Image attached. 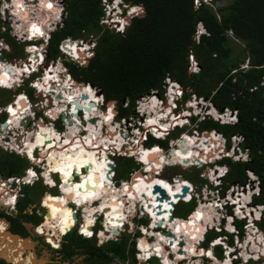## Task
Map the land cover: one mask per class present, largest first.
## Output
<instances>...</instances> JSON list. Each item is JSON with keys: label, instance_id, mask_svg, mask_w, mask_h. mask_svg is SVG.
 <instances>
[{"label": "trees", "instance_id": "obj_1", "mask_svg": "<svg viewBox=\"0 0 264 264\" xmlns=\"http://www.w3.org/2000/svg\"><path fill=\"white\" fill-rule=\"evenodd\" d=\"M123 1L140 7L139 11L132 14L125 32L120 34L99 25L101 0H66L64 24L50 36L45 64L59 55L57 46L61 39L68 36L78 38L82 36L81 30H88L98 34L93 56L84 66H77L68 60H64V64L74 83L92 84L102 92L106 101L113 104L120 117L134 114L135 101L139 97L151 91L163 94L166 78L182 86L183 100L190 94H196L197 97L210 99L218 110L226 107L236 109L235 123L224 124L207 118L200 122L199 129L222 133L227 137L228 145L231 134L239 133L244 137L242 147L248 148L250 159L232 162L224 158L222 162L227 163L229 169L223 186L226 188L227 183L243 182L246 171L250 170L260 179V193L253 197V202L264 204V0H231L226 5L216 7L213 4L221 0H212V5L202 1L195 4L194 0ZM199 25L204 27L205 32H198ZM229 31L233 37L244 41L247 68L242 67L244 60L233 55ZM0 36L12 46L14 53L21 51L22 46L7 32L0 31ZM189 55H193L199 65L196 72L188 70ZM24 90L36 99L34 89L25 87ZM4 91L0 89L2 104L9 101ZM46 113L57 120V113ZM154 132L158 135L157 131ZM157 142L152 137L148 139L151 145ZM107 158L108 155L106 162ZM125 159L129 161V172L134 161L130 157ZM28 166L26 158L0 150V174L20 176ZM117 166L115 174L121 176V169ZM45 173L43 171L44 178ZM49 174L47 172L50 179ZM174 174L181 173L175 170L169 172V176ZM23 187L27 192V204L34 202V197L45 191L40 181ZM187 204L188 215L195 203L192 200ZM18 209L24 220L32 221L34 225L41 222L42 218L35 213L34 208L31 215L23 212L22 207ZM2 215L0 212V228L6 229ZM257 225L264 230V216ZM19 227L24 228L21 223L14 221L11 231L17 233ZM239 229L242 232L241 225ZM21 235L25 237L28 233L23 230ZM208 237L211 236L208 234ZM64 240L62 249L65 256L84 252L95 256L86 264L111 262L114 257L125 260L128 255L131 260H136L134 248L126 251L127 238L124 237L97 246L91 238L70 231ZM5 254L14 262L27 264L29 261V256L23 257L20 249L19 253L6 249ZM0 264H8L1 255Z\"/></svg>", "mask_w": 264, "mask_h": 264}, {"label": "built area", "instance_id": "obj_2", "mask_svg": "<svg viewBox=\"0 0 264 264\" xmlns=\"http://www.w3.org/2000/svg\"><path fill=\"white\" fill-rule=\"evenodd\" d=\"M40 2V5L37 6L36 3ZM63 0H16L15 3H13V0H0V31L1 32H7L14 41L22 46L21 52L23 51V54L25 55V58L22 59V56L20 53L13 54L12 46L5 40L4 37L0 36V65H3V68H0L1 70L7 69L11 70V67L14 68V71L18 70L21 73H18L16 75L15 84L11 87H4L0 85V89L5 88L6 90L19 88L24 83L27 82V84L31 87H33L36 92L39 91L38 88L33 86L35 84L36 80L40 77H44L45 73L49 71V69L53 66H55V63L60 64L59 68L63 69V71H66V67L63 65V60H69L71 59L73 63H75L78 66H83L87 62V58L91 57L94 53V48L96 46V39L97 35L93 32H89L87 30H84V32H87L88 37L85 35H82L78 38H71L66 37L60 40L58 43V49L60 51V54L56 57L55 60H51L47 67L43 66V59H45L47 55V46L49 42L50 33L57 30L55 29L57 26H59L56 22H54V19H52L53 14H57L58 6H60V13L58 17L60 18L62 13V3ZM48 3H52L53 8L49 9L46 7ZM8 5V7H5V5ZM17 4H19V8H17ZM139 5H130L129 3L124 2L123 0H119L117 3V0H101V8H102V14L100 15L98 21L99 24L104 28H109L110 30L123 34L126 27L130 23V19L133 13H131L132 8L139 9ZM25 9L28 11L27 19H25L22 15V13L25 11ZM51 12L50 18L44 22L46 18V14ZM131 13V14H130ZM123 21V23H121ZM22 23L24 25H31L33 24L34 30H41L43 33H41V36H32V30L28 29V31H24L22 29ZM71 44H76L77 48H80V45H82L81 50H72L69 46ZM75 47V46H73ZM29 48L32 50L30 51ZM12 54V55H11ZM19 54V55H18ZM43 57V59H41ZM190 63H189V71H198L199 65L193 58V56H190ZM62 60V62H61ZM70 61V60H69ZM55 62V63H54ZM35 63L37 70L33 71L32 73H28V70H31V65ZM29 68L26 67V65ZM43 66L42 69V75L41 76H34L32 78V75L34 72H37L40 68V66ZM33 69V68H32ZM46 71V72H45ZM48 73V72H47ZM53 73V72H51ZM13 75V73L11 74ZM51 82H54L53 80ZM176 92L174 94H168V99L166 102H164L163 99L160 98L159 95L155 94V91H152L154 94H150V96H141L139 101L145 100L143 102L147 106V100H150L151 98H155L159 102L158 112L160 119L163 120L164 127L162 129H158V131L162 130L161 136L158 137L154 130L152 129L153 125H150L148 127L145 126V124H148V117H146L145 112L141 111V107L136 109L137 116L139 117L140 122H142V128L137 127L136 123H133L132 121L126 120L123 127V135H121V138L125 140V142H129L128 147L129 148H143L146 151H148V148L152 149L155 145H157L161 150H163L162 156L167 157L169 155V150L174 147L177 150H184L188 149V151H191V155L187 154V157H189L191 160L188 162H182L178 159H170L169 163L165 162L163 167L159 169L161 172L160 174L157 173V171H152V175L161 176L168 182H170L171 185H175L177 182V175L178 177H183L181 174H177L172 176L170 179L163 177L162 172L163 169L166 166L169 165H179L183 169H188L194 167L195 169H202L198 171V176L201 178V181L199 183H193L191 180L185 178L186 180H182L178 182V187L182 189L183 185H189L188 191L185 193L184 196H180L182 193L177 191L174 192V194H177L176 198L178 203L179 202H185L189 203L192 200L196 201V205L194 206L191 213L186 215V217H177L174 215V208L178 204L176 201L173 202V205H171V209L168 211L169 215L168 218L165 216L163 220L160 218L157 221H161L160 225H157V222H152L150 218V212H156L157 215H163L165 212H162L164 207L158 208L159 203L163 202L160 200H157V204L151 205V201L149 200V196L144 197L142 196L143 200H140L137 198L134 202H132V198L128 192H125L124 186L125 184L130 185V188H133L131 186V183L133 179H138L136 176L137 174H140L142 176H146V173L148 172L146 170V164L145 162L139 160V158L135 154L129 153V151H126L127 154L124 155L120 153L118 150L116 151V154L114 152L112 153V149L108 152L109 157L111 158V163L115 165L116 163L114 159H112V155L116 156H126L130 158H134L137 161L136 166L132 167L131 172L129 173V176L127 178H122L121 180L115 179V171H111L109 173L110 175V184L112 191H109V182H106V188L108 189L107 194H118L117 202L121 203V207L119 206V209L121 212L124 213L122 217V223L118 224V228L113 231L114 226H111L110 221L108 220L109 228L107 229V223L105 222L106 214L105 212H95L96 214H92L94 219V224L91 225V232L93 233V236L99 237V232L103 230L105 232L106 238H103V241H109V240H119L122 236H124V233L128 241L135 240V254L138 258L139 262L145 263V260L148 259V261L151 258H156L157 261L161 264L163 263V260L161 257H158L156 254L151 253L147 258L141 259V249H140V243L143 240L144 242H150L152 243L154 240L153 238L155 236L150 234V231L152 230L154 233L158 235H163V237L167 240L169 245L170 240H174L177 242V248L175 250H187L186 244L179 245L178 243L180 241L187 242L190 241L189 238H184L182 235H176L175 232L172 230V224L175 223V221H181V224H183V219L187 220L191 215L194 214L197 209H200L201 215L196 217V220L203 225L204 229L202 230V233L199 237L198 241H190L192 244L200 246L202 242H207V248L206 251L213 252L215 251L217 254H223V259H228L229 262L233 258H237L238 256H241V243L244 245L246 240L245 238L251 239L248 235V229L247 226L251 224L252 221H249L250 218L246 217H240L239 215H235L236 211V205L232 204L233 199H230V197H234L236 199L237 195L239 194L241 199H245V195L249 196L247 213L249 209H252V207L257 208L259 211L258 219H255L253 221V224L257 226V222L260 221V219L264 216V205L263 204H256L253 203V197L258 196L260 192V179L254 174L252 171L247 170V176L243 182H235V183H227L226 188H224V178L227 174V171L229 169V166L227 163L222 162L224 158L230 159L232 162H246L250 159L249 156V150L248 148H243L242 143L244 141V137L239 133L231 134L229 137V145L227 142V137L223 135L222 133L215 131V130H200L199 124L203 120L207 118H212L213 120L219 122V123H230L233 124L237 121V110L236 109H230V108H224L223 112H219L213 105L212 101L207 98L203 97H196L195 94H190V97L183 100L184 94H182V87L180 84H176ZM168 91L170 90V86H167ZM50 92L47 91L46 94ZM20 94H12V99L5 103L0 104V119L3 114H5L6 122L9 121L8 116L10 112L8 111V107L10 105H13V107H18V96ZM43 96L45 95L43 92L41 93ZM25 95V102L26 105L24 108V111H28L32 113L31 117L23 116L21 118V125H23L21 128L16 126V130L28 132L30 130H34L36 127H38V120L42 119L40 116L36 118V110L37 107L40 106L37 105L35 99H31L28 97L27 94ZM48 96H51L48 94ZM45 97V96H44ZM33 100V101H32ZM42 101V100H41ZM171 101V103H169ZM97 101V106L99 107ZM145 106V107H146ZM205 107H208L205 110V113H203V109ZM23 109V108H22ZM145 109V108H144ZM215 110L218 114L214 115L211 114V110ZM23 111V112H24ZM23 114L22 112L17 113V115ZM84 113L82 110L78 111V118L76 121H80L81 116H83ZM226 115V119H223L222 117ZM28 117V118H27ZM50 117V116H49ZM32 119L31 126L28 127V124L25 120ZM61 122L63 125V128L66 129V126L64 125V122L67 123L65 118H60V113H58V118H56ZM2 120V119H1ZM57 120L55 118H51L49 121H46V123L54 128L59 133L62 132L64 129H58L56 127ZM133 120V119H132ZM44 121V119H43ZM134 121V120H133ZM26 122V124L24 123ZM45 122V121H44ZM145 122V123H144ZM120 124V122H118ZM14 125V124H13ZM119 126V125H118ZM130 126V127H129ZM137 127V128H136ZM160 128L161 126H157ZM4 133L2 132V128L0 126V149L6 152H14L21 157L26 158L29 162H33L34 159H37L41 155V150L39 148H36L33 152L32 156L24 155L22 150L20 149V145L17 142V139H12L11 134L15 132L16 134L19 133V130L16 131L15 128H12L11 124L8 123V125L5 127ZM133 128L136 131L133 130ZM174 130L178 131L177 135H174ZM11 133V134H9ZM216 133L218 140L217 141H205L203 142L202 139H206L210 137L211 134ZM121 134V133H120ZM178 136V137H177ZM150 137L156 139V140H166L168 147L165 148L163 145L155 144V145H149L147 146L145 141L148 140ZM184 140L185 144H182L181 140ZM205 143V144H204ZM202 144V146H201ZM127 146V145H125ZM45 147V146H44ZM23 149V148H22ZM43 165L42 167L36 168L34 166H28L25 169V172L22 174V176H14V175H2L0 174V184L2 185V188H4V191H6L4 194L8 195L12 192H15V188L20 187L22 184L27 183L24 180V177H27L29 175V170L36 173L35 176H33V180L30 182L39 181V179H42L43 185L46 187V193H50L49 189H56L58 191V194H52V195H62L64 192L60 188L61 181L59 177L56 175V171H49L50 176L56 175L58 177V181H55V184L50 185L47 184L46 179L42 176L43 169L46 167V162L42 161ZM217 169L216 176L214 178H210L209 174L211 171ZM221 172L223 175H221ZM180 177V179H181ZM52 178V177H51ZM54 179V178H53ZM79 180V179H77ZM75 181V179H74ZM118 181V185L116 186V182ZM138 181V180H136ZM200 184V187L198 185ZM14 185V186H13ZM16 185V186H15ZM1 188V189H2ZM120 188V192H118V189ZM200 189L198 192L197 189ZM102 189V188H101ZM114 189V190H113ZM104 191V190H103ZM104 196V193L102 194ZM142 195V194H141ZM187 195H189V198L187 199ZM102 199V198H100ZM92 207H96L99 205V200H93ZM71 209L72 214H77V220L73 225L64 233L61 235L60 238H57L54 232L46 231L44 233H38L41 235L50 245L52 249L58 248V246H51L53 245L50 241H48V237H53L57 243L61 242V239L70 231L74 230L78 235H81L85 238H91L88 236L83 235L80 232L81 224L84 221L83 218V206H78L77 204H73L70 200L66 203ZM217 206H216V205ZM237 204V203H236ZM120 205V204H119ZM151 205V206H150ZM47 206L43 204L42 198L40 199L39 206L36 207L35 213L42 218L41 222L35 226L34 230H37L38 226L42 224V221L45 219L46 212H47ZM160 210V211H158ZM159 212H162L159 214ZM215 212L219 214L220 220L217 218V224H214V227H212V223H214L213 216L215 215ZM119 213V212H118ZM250 213V212H249ZM248 213V216L250 214ZM251 213L254 217V212L251 210ZM173 216L172 220H170V216ZM194 216V215H193ZM176 217V218H175ZM201 218H203L201 220ZM231 218L230 221H227L225 219ZM169 219V220H168ZM238 221V222H237ZM171 222V223H169ZM154 223V224H153ZM227 223H231V228H227ZM99 224L101 227H97V230H93ZM152 224L154 226H152ZM184 225V224H183ZM239 225L243 227L244 229V236L240 233ZM181 226V225H180ZM221 227H224L225 229H221ZM184 228V227H183ZM259 232L263 234V232L258 229ZM98 231V233H97ZM169 231L170 234L166 235L164 232ZM225 231V234H219L217 236H211L208 237L209 232H217L221 233ZM185 232V231H184ZM258 232V234H259ZM183 233V232H180ZM173 234V235H172ZM100 238V237H99ZM243 238V241H242ZM240 241V243H237V241ZM257 240V239H256ZM219 242V243H217ZM174 243V242H173ZM251 243V242H249ZM172 244V243H170ZM166 245H163V251L166 247ZM170 246V245H169ZM249 249V248H248ZM233 253H237V255H234ZM253 255V254H252ZM183 256V257H182ZM212 258H215L214 255H210ZM141 257V258H140ZM179 257H182L179 259H185L187 256L181 255ZM243 262L239 264H244L247 262V259L242 258ZM114 261L120 263V264H131L129 260H120L118 257H114ZM179 261L176 262V260H172V264H179Z\"/></svg>", "mask_w": 264, "mask_h": 264}, {"label": "bare ground", "instance_id": "obj_3", "mask_svg": "<svg viewBox=\"0 0 264 264\" xmlns=\"http://www.w3.org/2000/svg\"><path fill=\"white\" fill-rule=\"evenodd\" d=\"M39 5H40V3L37 4V6H39ZM59 13H60V10H59ZM22 15L23 16H26L27 15V12H25V14L22 13ZM52 16L54 17V15H52ZM47 20H48V18H47ZM47 20L45 19L44 22H46ZM32 25L33 24H31L30 27L33 28ZM25 28H27L26 25H24V23H22V29L24 31H26ZM41 33H43V31H41V30H39L38 32L36 30H34V29L32 30V35H34V36H41ZM73 46H75V47H73ZM69 47L72 50H81L82 49V45H80V48H77V45L76 44H71ZM29 49H31V48H29ZM59 65L60 64H57L54 69H53V66H52L51 69H49V71H47L48 73L47 72L45 73L44 77H40V78H38L35 81L36 83L33 84V86H35L36 88H38L39 92H41V93L43 92L45 94L44 96H45V98L47 100L46 101H43L42 100L41 101V104H45L46 103L47 106L51 107L52 111L55 112V113H57V114L58 113H64L66 115L69 114L71 116V118H72L73 124L70 125V124H68V122L67 123L64 122V125L66 126V129H64L65 131L63 130V132H60L59 133L54 128H52L51 126H49L46 122L42 121V119H39L38 120V127H36L34 130H30L28 132V134L26 132H22L20 130H19V133L18 134H16L15 132H13L11 134L12 139H14V137H15V139H17V137L19 138L18 139L19 140V143L18 144L21 146L20 149L22 150V152L25 155H27V154L29 155V153H28V151L26 149V145L27 144H33V141L35 140V138L37 137V135L43 134L46 137H48L49 143L48 142H46V143H48V146L49 145H52V146L50 148L47 146V148H45L43 151H41V155L39 156V158L33 160V162H39L42 165H43L42 161H45L46 162V167L44 168V170H49L52 165L55 167L56 166L55 164L58 163L60 160L63 161L64 164H65V163L71 162V160H75L76 159V153L79 152V148L74 147V145L76 144L77 138H74L69 133V129H71L73 127L77 128V129H80V134H79L78 139L80 140V148H83V150H84L80 154H83V156H85V155L88 156L89 153L94 154L92 160L95 161L94 163H97V164H95L94 168H96L98 164H102L105 156L107 157L108 152L110 151V149H112L111 150L112 153L114 152V154H116V151H114L115 148L120 153H123L124 151H129L132 154L137 155V157L139 158V160L145 162V164H146V170L148 172L146 173V176H144L141 179H133V181L131 183V186L133 188H131V189H133L134 191H138V189H140V191H141V189H143V187H144V184L148 183L149 180L162 181L164 178H162L161 176H157V175L154 176V175L151 174V172L154 170V171H157L158 174H160L161 172L159 171V169H161L163 167V165H164L165 162L169 163L170 159H178V160H180V161H182L184 163L185 162H188L189 160H191L189 157H187V154L191 155V153H192L191 151H188V149L177 150L174 147H172L169 150V155L167 157H163L162 156L163 150H161L157 145H155L152 149L148 148V151H146L145 149L140 148V147L139 148L138 147L137 148H134V147L129 148L128 145L127 146H123L124 145V142H121L122 139H121V134H120V131H119L120 129L118 130L117 127H116V125H113L112 120L106 122L107 123V127H109V128H107V129H109V131L106 130L107 131V135L104 136L102 130L104 128L103 126H106V125L105 124L101 125V123H104L105 121L103 120V117L102 116L93 114V110L95 109L97 112L102 113L104 116H106L108 114V111H103V110H99L98 109L97 101L99 99H98V95L97 94H96V96H94L96 99H94V97H93V99L91 100L92 102H94V106H92V108L93 107L94 108L92 109V111L90 110L91 112L88 113L85 116V117H89V118L88 119H85L84 118L83 120L80 119L79 123H77L76 120H77L78 117L73 114V111H72L73 108L70 106L71 104L69 105V103H74L75 100L78 101L80 104L85 103L86 101H88L90 99V97H92L94 95V93H93V89L94 88H92L90 85L87 86L86 84H83V85H77L75 89H72V90L68 91L67 90V87H68L67 86L68 85L67 82L64 79H59V75H58L57 71H55V69H57V67H59ZM26 67L29 68V64H28V66L26 65ZM35 70H37V67H36L35 63H33L31 65V70H28V73H32ZM1 72H3V73H0V80H7V82L9 84H10V82H13L16 79V75L18 73H21L18 70L17 71L16 70L14 71V68L13 67H11V70L3 69V70H1ZM51 72H53V73H51ZM58 72H60V71H58ZM12 73H13V75H11ZM51 75H56L57 76V78H56L57 79V83H52L51 82V79H52L51 78L52 77ZM45 76L48 77L47 83L44 82L45 81ZM68 83H69V81H68ZM9 84H0V85H2L4 87H9L8 86ZM37 85H40V87H37ZM57 87H59V88H57ZM45 89H47V91H50L49 92V95H51V96H48V94H46L47 91H45ZM84 89H91V92L84 91ZM82 93L88 94L87 99H85V100H80L79 99L80 98V95ZM90 93H91V95H90ZM57 95H60V96L57 97ZM21 97L25 98V95L24 94H20L18 96L17 102H18V105L19 106L18 107H15V109H17V112H15V113L10 112V116L9 117H11V119L8 117L9 118L8 119L9 121H7V123L11 124V126L14 124V125H16V126H18L20 128L23 126L20 123L21 122V118L23 116H25V117L26 116H28V117H31L32 116V113H30L29 111H24V108H25L24 105H26V103L24 104L23 101H25V100L24 99H21ZM69 97H71V99H69ZM151 101H152V99L150 100V102L148 101L149 104H147V107L150 109V111L154 112V114H148V117H149L148 118V121L149 120H155V123L154 124H149L148 123V124H145V126L148 127L150 125H153L152 126V129L153 130H156L157 133H158L157 136L160 137L161 134H162L161 132H163V131L162 130L158 131V129H162L164 127L163 120H161L160 119L161 117L159 116V112H158V107L159 106L157 107L155 105H152L151 104ZM19 103H21V104H19ZM10 107H13V105H11ZM73 107H75V105H73ZM82 107H84V106H82ZM82 107L80 108V110L85 111L86 109L84 110V108H82ZM148 108H146V109H148ZM57 109H60V110L57 111ZM78 111L79 110L76 109L75 114H78ZM19 112H22L23 114L17 116V113H19ZM14 114H16V115H14ZM211 114L217 115L218 113L213 109V110H211ZM84 115H85V113H84ZM93 117L95 118L96 123H94V121L90 122V118H93ZM222 118L223 119H226L227 117L225 115ZM116 123L118 124V122H116ZM158 123H160V124H158ZM80 124L83 125V126L81 127ZM89 125H91L94 130H98V132H99V135L96 136V139L95 140H92V136L89 134V131H88ZM158 125L161 126V127L158 128L157 127ZM2 128H5V127H2ZM49 128L53 132L57 133V135H60L61 136V139L57 140L56 137L49 136V133L47 131H41V129H49ZM82 130L85 133H82L81 132ZM86 136H88L89 139L92 140V143L94 145H96L97 147H93L91 145L84 144L83 143V141H84L83 138L86 137ZM66 139L69 141V143L65 145L64 144V140H66ZM100 139H104L105 144L107 145V147H104L105 144L98 143V141ZM217 140H218V137H217L216 133L211 134L210 137H209V139L208 138L202 139L203 142H205V141H210L211 142V141H217ZM182 144H185V142H183ZM201 146H202V144H201ZM39 149H41V148H39ZM33 152L34 151L32 149L31 156H32ZM59 153H63L64 156L61 157L59 155ZM65 157H67L69 159L68 160H65ZM107 159L108 160H111V158L109 157V155H108V158ZM99 160H100V162H99ZM216 170L217 169H215V170H213V171L210 172V174H209V177L210 178H214L216 176V172H217ZM107 171L108 170L106 169V167H100L99 171H95L92 174L93 175L92 176L93 177V181H92L91 184L88 182L87 179H85V181L88 183V187H86V182L81 181L80 180L81 178H79L78 182L80 181V183H84L85 187L83 189L75 188V191H76V193H81V195H84V194H86L88 192H96L97 191L96 184L100 183L101 186H103V187H101L102 189L100 188L101 195H100L99 198H96V199H93V200H99V205L96 206V207H100L101 204H104L105 205V207L107 208L105 211H103L106 214L105 222L107 223L108 220H109L110 223H111V226H114L115 227L114 229L116 230L118 228V224L122 223V217L123 216L121 215V211H122V208L123 207L121 206V203L120 202L118 203L114 199L109 200L112 197L117 198L118 197V194H116V195L115 194H112V193L107 194L108 193V189L106 188L105 185H106V182H109L110 181V178H111L110 175L108 177V172ZM101 172H103V174H104V182H101L100 179H99V176H100V173ZM56 175L61 180V181H59L60 188L62 189V191L64 193L62 195H54L55 197H53V195H51L50 193H46L44 195V197L46 198V202L50 203L49 202L50 201L49 198L51 197V199H53L55 202H57V204H56V203H53V201H51L53 203V205H55L57 207H61L62 206V204H60L61 203V198H63L64 201H66V200L69 199L71 202H73V204H76L74 202V198H78V197H76V194L73 192V196H72L71 194H68V192L64 191V189L71 188V187H75V185H77V184H72L68 179H67L68 182L66 183L65 182V179L64 178L62 179V177H61L62 175L60 173H58V174L56 173ZM136 176L137 177H140V174H137ZM178 176L179 175L176 176L177 177V182H176L175 185H171L170 182H168L167 180H163L162 181L164 184L168 185V187L167 188L164 187V189H165V191H168L169 194L171 193L170 194V197L172 198V202L176 201V203H178V201H177L176 195L174 196L173 194H174V192L176 191V189L178 187V182H180L182 180H186L184 177H181V176H180L181 179H179ZM32 178H33V176L32 177H29V175H28L27 177H24V180L26 182H30L32 180ZM136 180H138V181H136ZM76 182L77 181H75L74 183H76ZM94 185H95V187H94ZM125 185L128 186V184H125ZM125 185H123V186H125ZM149 185H152V187L151 188L146 187L145 188V191L142 190V192H140L138 194V198L140 200H143L142 199V196L143 195H141V194H145V195L149 196V199H151V197H152V199L155 197L153 199V203L151 204V205H153V204L155 205V204H157L156 201L157 200H160L159 199V195H161V194H160V192L157 189H155V187H156L155 185H157V184L152 183V184H149ZM159 186L161 187L162 185H159ZM1 188H2V185L0 184V205L4 204V205H7L8 206L10 204L4 203V201H6L9 198H11V196L4 194L6 191H4V188H2V189ZM129 190H130V188H129ZM109 191H110V189H109ZM118 191L120 192V188L118 189ZM103 193H104V196L102 195ZM157 193H158V195H157ZM130 196L132 198V202H134L136 200V197L133 196V195H131V194H130ZM237 196H238V199H236L234 197H230V199H233L235 201V203H233V201H232V204L233 205H236V207H237L236 208V211H235V215H239L240 217L250 218L249 221H252L251 224L249 226H247V229L249 231L248 232V235H249V237H251V239H249V242L252 243V246H255V247H253V249H255V250H253L252 252H250V250L248 248L245 249L244 248V245L242 244V246L240 247L241 248L242 258L247 257V261H248V258H251V259H254V260L259 259V258H263L264 257V243H262L261 240L264 239V237H263V234L261 232H259V230L256 228V226L253 224V221L255 219H258L259 211H258L257 208L252 207V209H249V211H248V213L250 212L249 213L250 216H248V213H247L248 205L246 203H248L249 196H246L245 195V197H244L245 199H241L240 196H239V194ZM100 198H102V199H100ZM188 198H189V195H187V199ZM93 200H91L90 202L87 201V200H84L82 202V205H84L83 206V211H82L83 218H84V215H85V213H84V209L85 208H95V207H92V203L91 202ZM105 201H106V203H105ZM165 203L171 205V203L167 202L166 200H163V202H161L159 204L158 208H160L161 205L163 207V205ZM117 204H120L121 211H120L119 207L118 208L116 207ZM55 206L51 207V209L47 207V209L48 210L50 209V210L48 212H46L45 219H47V217H48V219L46 220V222H45V219L43 220V222H44L43 223V227H44L45 231H48V232L52 231V232H54V234L56 235V237L59 238L62 235L61 233L64 234L66 228L64 229L63 232H61L60 229H59V227L56 226V225H58V222L63 219V217H62L63 209L56 208V209H59L60 211H58L55 215H53L52 209L55 208ZM65 207L68 208V209H70L71 212H73L72 209L67 204L65 205ZM237 209H240V210L237 211ZM251 210L254 212V217H253V214L251 213ZM158 211H160V210H158ZM109 212H114L115 214L112 215V216H109L108 215ZM149 212H150V214H152L151 211H149ZM49 213H50V215H48ZM92 214H96V213L94 212ZM168 215L169 214L165 213L163 215H160V218L163 220V218H165V216L168 218ZM193 215H191L189 217L188 221L187 220H184V219L182 220L184 225L181 224V221H177L176 220L175 223H173L172 226H171L173 232H175L176 235H182L183 234L184 238L186 237V238H189L190 241H194L195 240V237L198 236V232H202V230L204 229V227H203V225H201V223L199 221L196 220V217H198V216L201 215L200 209H197V211H195ZM218 215L219 214H217V212H215V215L213 216L214 223H212V227H214V224H217V218H218V220L221 219L220 216H218ZM71 219H72V217H71ZM149 219H151V218H149ZM202 219L203 218H201V220ZM225 220L230 221L231 218H228V219H225ZM84 222L85 221H83V224H84ZM152 222H154V221H152ZM156 222H157V225H158V221H156ZM169 223H171V222H169ZM49 224L53 225V227H49L48 226ZM153 224H152V226H154ZM231 225H232L231 223H227V228L230 229L231 228ZM69 228L70 227L68 226L67 227V230ZM88 228H91V225H89ZM108 228H109V225L107 223V229ZM44 229L42 230L43 233L45 232ZM35 231H37V230H35ZM0 232H2L4 234L6 232V229L0 228ZM180 232H183V233H180ZM258 232H259V234H258ZM37 233H39V232H37ZM101 233L103 235H101ZM150 234L153 235V236H155L153 238L154 241L152 243H148L147 244V243H145L142 240L141 243H140V248H143L144 250H149L151 252L154 251L153 254H156L158 257H161L164 264H165V261H168L169 264H172L168 260V257H167V255L165 254V252L163 251V248H162L163 245L168 244L167 240L163 237V235H158V234L154 233L152 230L150 231ZM99 235L106 237L105 232L103 230H101L99 232ZM161 237H163V239H161ZM50 238L52 239V242H53V239L54 238L53 237H50ZM256 239H258V240H256ZM174 240H175V238H174ZM174 240H172L174 243L171 242L172 244H169L170 245L169 247H171V249L175 251V249L177 248V242H175ZM190 241L188 240L186 242V243H188V246H186L187 251H189V249L192 250V248L194 247V244H192ZM259 242H261V243H259ZM237 243H238V241H237ZM6 244H9V247H6L7 250H10V251L17 250L18 253H19L20 247L17 244L14 247L11 245V243L6 242ZM6 246H8V245H6ZM189 246H190V248H189ZM28 256H29V261H28L27 264L30 263V260L32 262V255L29 253ZM146 257H148V256H146ZM18 263H21V262L18 261ZM21 264H24V263H21ZM247 264H249V263L247 262Z\"/></svg>", "mask_w": 264, "mask_h": 264}, {"label": "rangeland", "instance_id": "obj_4", "mask_svg": "<svg viewBox=\"0 0 264 264\" xmlns=\"http://www.w3.org/2000/svg\"><path fill=\"white\" fill-rule=\"evenodd\" d=\"M65 1L66 0H63V2L61 3L62 4V11H61V13H62V15H61V17L60 18H57V17H55V19H54V22H56L59 26H57L55 29H57V30H59V29H61L62 27H63V24H64V19H65V17H66V7H65ZM231 0H221V1H219V2H217V3H215V4H213V5H215V7L216 6H218V5H226L227 3H229ZM41 2H43L42 0H41ZM40 2H37L36 3V5L37 4H39ZM58 10H60V6H58ZM25 12L26 11H24L23 12V14H25ZM51 12H49V13H47L46 14V20H47V18L49 19V15H51L50 14ZM49 14V15H48ZM59 14V13H58ZM54 16H57V14H53ZM49 16V17H48ZM24 18H27V15L26 16H23ZM54 17L52 16V19H53ZM29 26V27H28ZM26 27L27 28H25V30L26 31H28V29L30 28H32V27H30V24L29 25H26ZM102 28H104V27H102ZM33 29V28H32ZM88 31V30H87ZM55 32V31H54ZM198 32H200L199 30H198ZM53 32H51V34H52ZM35 34V33H34ZM81 35H85L86 37H88V34H87V32H84V30H81ZM32 36H34V35H32ZM37 37H39V36H37ZM66 38V37H65ZM71 38H73L74 39V37H71ZM229 45L231 46V48H232V52H233V55L234 56H236L239 60H241V61H243V63H242V66H247L248 65V60H247V51L245 50V48H244V41H242V40H239V39H237V38H235V37H233V36H231L230 37V40H229ZM18 53H20V52H18ZM19 55V54H18ZM21 56H22V58L24 59L25 58V55H23V54H20ZM92 56H93V54H92ZM91 56V57H92ZM191 56V55H190ZM190 56L188 57V62L190 63ZM91 57H89V58H87V62H88V60L91 58ZM58 59V58H57ZM56 59V60H57ZM72 63H73V61L71 60V59H69ZM196 61V60H195ZM61 62H62V60H61ZM86 62V63H87ZM55 63V62H54ZM58 64V63H57ZM56 64V65H57ZM56 65H55V67H56ZM84 65H86V64H84ZM83 65V66H84ZM66 66V65H65ZM54 67V64H53V69L55 68ZM42 65L40 66V68H39V70L37 71V72H34L33 73V75H36V76H38V73H41V75H42ZM51 69V68H50ZM46 72V71H45ZM40 75V76H41ZM66 75H67V73H66ZM51 76H56V75H51ZM66 76H65V74L64 75H62L61 76V78L60 79H64ZM56 78H57V76H56ZM169 79V78H168ZM54 81V82H56L57 83V79L55 80V79H51V81ZM38 82V81H37ZM7 84H9V83H7ZM10 84H11V86H13L14 84H15V80L13 81V82H10ZM25 84V83H24ZM77 84L78 85H80L81 83H74L73 82V84H72V86H70V87H67V90L68 91H70V90H72V89H75L76 88V86H77ZM169 83H168V81L166 80V82H165V87H167V85H168ZM10 86V87H11ZM88 86V85H87ZM18 88V87H17ZM57 88H59V87H57ZM14 89H16V88H14ZM165 89L166 88H164V92H165ZM12 91V90H11ZM15 91H17V90H15ZM5 92V94H6V96L7 97H9V101H10V99L11 98H13L12 97V93L9 91V90H5L4 91ZM163 92V94H162V96H163V98H164V100H165V96H164V93ZM93 93H94V95L96 94L95 93V91H94V89H93ZM182 93L184 94V92L182 91ZM35 94H37V97H36V99H35V101H36V103H37V105L39 104L40 106H38L37 107V110H36V118H38L39 116L42 118V121H43V119H44V121L46 122V121H49L50 120V115L49 114H47L46 112L47 111H51V112H53L52 111V109H51V107H49V106H47V104L45 103V104H41V100H43V101H46L47 99L44 97H42V98H39V96H38V92L36 93L35 92ZM48 94H49V92H48ZM151 94H154V93H152L151 92ZM4 95V94H3ZM94 95L92 96V97H90V99L88 100V101H86L85 103H82L81 104V107L82 106H85V105H89V102L93 99V97H94ZM98 95V94H97ZM99 96V95H98ZM95 98V97H94ZM8 101V102H9ZM140 101V100H139ZM139 101H135V105H134V108L136 109V108H138V107H141V105L143 104V105H145L143 102H145V100H141V102L142 103H140ZM148 101H150V100H147L146 102L147 103H149ZM100 103V102H99ZM19 104H21V103H19ZM71 104V105H70ZM69 105L73 108V109H80V108H78V106H76L75 105V103H69ZM73 105H75V107H73ZM110 105V106H109ZM124 105H126V102L124 103ZM11 106V105H10ZM9 106V107H10ZM8 107V108H9ZM12 109H14V111H13V113H15V112H17V109H15L14 107H11ZM82 108H84V107H82ZM94 108V107H93ZM92 106H91V108L88 106V107H86V108H84V109H86L85 111H83L84 113H85V115L84 116H82L80 119H84L85 118V116L88 114V113H90L91 111H92ZM109 108H112L113 109V115H112V123H113V125H116V127H117V129L120 131V133H121V135H123V131L121 130L122 129V127H123V125H124V123H125V119H127V120H129L130 119V121H132L133 123H136V126L137 127H140V128H142V122H140V120H139V117L136 115V112H135V109H134V114H132L131 116H128V117H125V118H122V117H120L119 116V114L117 113V111L115 110V108L113 107V104L109 101H107V102H104V101H102L101 102V104H100V106L98 107V109L99 110H103V111H108V109ZM145 109H144V111L143 112H145V115H146V117H148V114H154V112H152V111H150V109L146 106V107H144ZM146 108H148V109H146ZM207 109V107H205V109H203V113H205V110ZM91 110V111H90ZM28 111H30V110H28ZM73 111V110H72ZM73 114L74 115H76L77 117H78V114H75V112H73ZM14 115H16V114H14ZM5 116V114H3L2 116H1V118H3ZM9 116H10V114H9ZM8 116V117H9ZM18 116V115H17ZM10 119H11V117H9ZM28 118V117H27ZM27 118H26V122L27 123H29L28 124V127H30L31 126V121H32V119H30V121L29 120H27ZM149 118V117H148ZM6 119V118H5ZM134 121H133V120ZM7 120V119H6ZM5 120V121H6ZM26 122H24L25 124H26ZM116 122H120V124H117ZM94 123H96V120H95V122ZM145 123V122H144ZM103 124H105L106 126H103L104 128H103V135L105 136V135H107V131L106 130H108L109 131V129H107V128H109V127H107V123L106 122H104V123H101V125H103ZM158 124H160V123H158ZM59 125V126H58ZM119 125V126H118ZM80 126L82 127L83 125H81L80 124ZM56 127L58 128V129H64L63 128V126H62V124H61V122L59 121V124H56ZM130 127V126H129ZM136 127V128H137ZM12 128H15V130H16V126L15 125H12ZM135 128V129H136ZM155 129V128H154ZM19 130V129H18ZM133 130H134V128H133ZM17 131V130H16ZM65 131V130H64ZM106 131V132H105ZM135 131V130H134ZM156 131V130H155ZM62 132H63V130H62ZM174 132V135H177V132L178 131H176V130H174L173 131ZM135 134H136V131H135ZM157 135V134H156ZM41 138H43L42 140H43V143H41V144H36V139H35V141L33 142V145H36V147H34V148H32L33 149V151H34V149H36V148H42L45 144H46V142H47V140L44 138V136L43 135H39ZM178 137V136H177ZM122 139V141L124 142V145L123 146H125V145H128L129 144V142L130 141H128V142H125V140H123V138H121ZM163 141V142H162ZM162 141H159V142H157L158 144H160V145H163L165 148H167L168 147V144H167V141L166 140H162ZM145 143H146V145L147 146H149V145H151V144H149L148 143V140L146 139V141H145ZM0 150H2V149H0ZM129 153H131V152H129ZM122 154H124V155H126L127 154V152L126 151H124ZM82 155V156H81ZM86 156V157H85ZM85 156H83V154H80V158L81 159H87V155H85ZM136 156L137 155H135V157L134 158H136ZM112 157V159H114V161H115V163H116V166H117V163H118V168H120L121 169V176H118L117 174H115V179L116 180H121L122 178H127L128 176H129V173L131 172V169H132V167H134V166H136V165H138L137 164V161L134 159V158H132L133 159V161H134V165H132L131 167H130V171L128 172V168H129V161L127 160V159H125V158H128V157H126V156H124V157H120L119 155L118 156H116V155H112L111 156ZM39 158V157H38ZM29 162V161H28ZM90 162V161H89ZM108 162H111L110 160H108ZM91 163V162H90ZM31 164V165H30ZM95 164H97V163H92V165L91 166H88V171L87 172H84V171H81V172H78L79 173V178H81L80 180L81 181H83V182H86L85 181V177H87L89 174H93L95 171H90L91 169H94V167L93 166H95ZM29 165L30 166H34V167H36V168H38L39 169V167H42V164H40L39 162H29ZM56 166L54 167L53 165L50 167V169H56L58 166H63V164L62 163H56L55 164ZM76 167H77V164L76 163H74L73 165H72V167H71V171H72V173L76 170ZM44 170L43 169V171H46V172H49V171H51V170ZM106 169L108 170V166H107V164H106ZM40 170V169H39ZM66 170V169H65ZM172 170H175L176 172H180L181 173V175H183L184 177H186L187 179H189V180H191L193 183H199V181H201V178L198 176V171H200V170H202V169H195L194 167H192V168H188V169H183L182 167H180L179 165H169V166H166L164 169H163V172H162V176L163 177H166V178H168V179H170L172 176H174V175H177V174H174V175H171V176H169V172L170 171H172ZM183 170V171H182ZM57 172V174L58 173H60L62 176V179H63V173H61V172H58V171H56ZM127 172H128V174H127ZM3 175V174H2ZM50 176V175H49ZM93 176V175H92ZM52 177V178H51ZM144 176H141L140 175V177H138V179H141V178H143ZM54 178V179H53ZM119 178V179H118ZM50 179L53 181V183L51 184V185H53V184H55V182H54V180L55 181H58V177L56 176V175H54V176H50ZM60 179V178H59ZM68 180H70V181H72V182H75V181H73V175L71 176V177H68L67 178ZM78 178H75V180L77 181L75 184H80V181L78 182V180H77ZM32 180H33V178H32ZM31 180V181H32ZM39 180H41V183L43 184V182H42V179H39ZM163 180H165V179H163ZM162 180V181H163ZM179 180V179H178ZM31 183V182H30ZM29 183V184H30ZM14 186V185H13ZM86 187H88V183L86 182ZM198 187H200V184L198 185ZM49 192L50 193H52V194H58V191L56 190V189H49ZM45 193V192H44ZM44 193L43 194H41V195H36L35 197H34V209H36V207L37 206H39V203H40V199L42 198V201H43V204L44 205H46L48 208H50L51 209V207H53V206H55V205H53V203L51 202V201H49L50 203H46V198L44 197ZM51 194V195H52ZM8 195H10L11 197H13L14 196V194H13V192L12 193H10V194H8ZM3 197V196H2ZM237 198H238V196H237ZM45 199V200H44ZM51 200V199H50ZM161 203V202H160ZM159 203V204H160ZM194 203H195V205H196V201L194 200ZM57 204V203H56ZM60 204H62V206L61 207H57V206H55V208H61V209H63V208H66L65 207V205L66 204H63V203H60ZM166 204V203H165ZM164 204V205H165ZM3 206H5V207H7V205H4V204H2ZM164 205H163V207H164ZM168 205H170V204H168ZM9 206V205H8ZM171 208V205H170V207H167V208H165L164 207V209H163V211L162 212H165V213H167V214H169L168 213V211H169V209ZM49 209V210H50ZM0 210H1V208H0ZM47 210V212L49 211L48 209H46ZM161 212V213H162ZM189 212V204H187V203H183V202H179L176 206H175V208H174V214L176 215V216H180V217H182V218H184V217H186V215H187V213ZM72 213V212H71ZM47 219H48V217H47ZM47 219H45V220H47ZM72 220H74L73 218H72ZM238 222V221H237ZM259 222V221H258ZM257 222V223H258ZM83 224V223H82ZM82 224H81V227H82ZM99 228V227H101L99 224H97V226L95 227V228ZM95 228H93V230L95 229ZM243 228V227H242ZM45 230V229H44ZM88 231H91V228H88L87 229ZM72 231H74V230H72ZM36 232V231H35ZM263 232V237H264V230L262 231ZM37 233V232H36ZM201 233L202 232H198V236H196L195 237V240L194 241H199L200 239H199V235H201ZM244 230H243V233H242V235L244 236ZM214 235V232L213 233H211V235L209 234V236H213ZM124 236H126L125 235V233H124ZM58 238V237H57ZM60 238V237H59ZM91 239H94L93 237H91ZM37 240V239H36ZM245 240H246V243H245V249H247L248 248V246H249V250H250V252H252L253 250H255V249H253V246H252V243H250L249 244V238H245ZM258 240V239H257ZM38 241V240H37ZM48 241H50L53 245L52 246H55V244L57 243V241H53L52 242V239L50 238V237H48ZM94 241V240H93ZM116 241H118V240H116ZM242 241H243V238H242ZM99 243V241L98 240H96V244L97 245H101L102 246V244H98ZM145 243H147V242H145ZM148 243H150V242H148ZM147 243V244H148ZM239 243H240V241H239ZM259 243H261V242H259ZM104 244H105V242H104ZM103 244V245H104ZM166 245V244H165ZM58 245H56V247H57ZM242 246V243H241V245H240V247ZM60 248V246H58V248H56V249H59ZM131 248H134V250H135V240H132V241H128L127 242V245H126V251L127 252H129L130 251V249ZM50 249V247H46L45 245H39L38 247H37V250L38 251H44V250H48L49 251V253H48V255H47V257H49L50 255H51V249ZM141 249V259H145V258H147L146 256H149L151 253H153L154 251H149V250H144L143 248H140ZM192 250H193V248H192ZM18 252V251H17ZM41 252V253H42ZM134 253H135V251H134ZM144 254V255H143ZM136 255V254H135ZM83 256H84V254L83 253H76V254H73L72 255V258H70V260H67V259H64V261L66 262H71V263H74V264H81L82 263V261H83ZM67 258V257H66ZM137 258V257H136ZM127 260H129L131 263H133V259L131 260V257L128 255V257L126 258ZM125 259V260H126ZM259 259H261L262 260V262L261 263H254V264H264V257L263 258H259ZM168 260L172 263V260H170L169 258H168ZM256 260H258V259H256ZM64 261H60V262H64ZM148 259H146L145 260V262L147 263V264H149L148 262ZM59 262V263H60ZM150 262H151V264H159L158 262H157V260L155 259V258H152V259H150ZM249 264H251V263H249Z\"/></svg>", "mask_w": 264, "mask_h": 264}, {"label": "clouds", "instance_id": "obj_5", "mask_svg": "<svg viewBox=\"0 0 264 264\" xmlns=\"http://www.w3.org/2000/svg\"><path fill=\"white\" fill-rule=\"evenodd\" d=\"M199 1H202L203 3H207V4H211L212 5V0H194V2H195V4H198L199 3ZM16 2V0H13V3H15ZM119 2V0H117V3ZM125 2V1H124ZM126 3H128V2H126ZM130 4V3H129ZM50 5H52V3H48L47 5H46V7L47 8H49V9H51L49 6ZM130 5H132V4H130ZM133 5H137V4H133ZM140 6V5H139ZM5 7H8V5L6 4L5 5ZM17 8H19V4H17ZM102 9V8H101ZM136 10L137 11H139V9H137L136 8ZM58 12H59V10H57V18H59L58 17ZM102 14V13H101ZM100 17V16H99ZM130 22H131V19H130ZM121 23H123V21L121 22ZM100 25V24H99ZM128 27V26H127ZM126 27V28H127ZM126 30V29H125ZM198 30L200 31V32H205V29H204V27L202 26V25H199V28H198ZM56 31V30H55ZM54 32V31H53ZM125 32V31H124ZM117 33V32H116ZM121 34V33H120ZM229 34H230V36H232V32L231 31H229ZM97 35V37H98V34H96ZM50 36H51V33H50ZM68 37H70V36H68ZM49 39H50V37H49ZM62 40V39H61ZM96 44H97V39H96ZM58 47V46H57ZM96 47V46H95ZM59 50V49H58ZM94 50H95V48H94ZM14 54V53H13ZM20 54H23V51L21 52L20 51ZM59 54H60V51H59ZM94 54V53H93ZM12 55V54H11ZM24 55V54H23ZM190 56V55H189ZM191 56H193V55H191ZM194 58V57H193ZM23 59V58H22ZM56 59V58H55ZM55 59H52V60H55ZM51 61V60H50ZM49 61V62H50ZM69 61V60H68ZM48 62V63H49ZM47 63V64H48ZM47 64H45V59H43V66L44 67H47ZM57 63H55V65H56ZM75 64V63H74ZM63 65H64V67H66L65 66V64H64V60H63ZM76 65V64H75ZM42 66V67H43ZM78 66V65H77ZM4 66L3 65H0V68H3ZM55 67V66H54ZM242 67H244V66H242ZM248 67V65L247 66H245V68H247ZM188 70H189V62H188ZM55 71H57V73H58V75L61 77L62 75H64L65 74V78H64V80L67 82V84H69V85H67L68 87H70V86H72V84H73V79H72V77H71V74L69 73V71H68V68L66 67V71L64 72L63 71V69H61V68H59V67H57V69H55ZM58 71H60V72H58ZM190 72H192V71H190ZM194 72V71H193ZM66 73H67V75H66ZM6 75V74H5ZM38 75L40 76L41 75V73H38ZM35 75H32V78L34 77ZM52 79H56V76H52L51 77ZM47 80H48V77L47 76H45V83H47ZM166 80L168 81V87L170 86V90L168 91V89H167V87H165L164 86V88H166L165 89V94H164V96H165V100H164V98H163V96H162V94H158V92H156L155 91V94H157V95H159L160 96V98L161 99H163L164 100V102H166L167 101V99H168V94H174V92H176V88H177V81H174V80H172L171 78H166L165 79V82H166ZM68 81H69V83H68ZM8 82H7V80H3V81H0V84H7ZM263 84H264V77H263V82H262ZM83 84H85V83H81L80 85H83ZM179 84V83H178ZM9 87L11 86L10 84L8 85ZM181 86V85H180ZM37 87H40V85H37ZM182 87V86H181ZM94 88V90H95V93L96 94H98V92L100 91V90H97L95 87H93ZM32 89H34V88H32ZM4 90V89H3ZM10 90H13V89H10ZM15 90H17V88L15 89ZM182 90H183V88H182ZM34 91H36L35 89H34ZM45 91H47V89H45ZM84 91H88V89H84ZM152 92V91H151ZM151 92L149 93V94H146V95H144V96H150V94H151ZM183 92H184V90H183ZM183 94V93H182ZM28 95V94H27ZM90 95H91V93H90ZM99 96H98V105H100L101 104V102L102 101H104V102H107L106 100H105V98H104V96H103V94H98ZM196 95V94H195ZM28 97H30L29 95H28ZM189 97H190V95H189ZM188 97V98H189ZM197 97V96H196ZM31 98V97H30ZM69 98H71V97H69ZM103 98V99H102ZM198 98V97H197ZM12 99V98H11ZM10 99V100H11ZM32 99V98H31ZM138 99H140V97L138 98ZM137 99V100H138ZM152 99V101H151V104L152 105H155V106H160L159 105V102L155 99V98H151ZM150 99V100H151ZM136 100V101H137ZM150 102V101H149ZM7 103V102H6ZM169 103H171V101H169ZM0 104H2V103H0ZM5 104V103H4ZM149 104V103H148ZM146 105H141V111H143L144 110V107H145ZM215 107V106H214ZM216 108V107H215ZM109 109H111V108H109ZM135 109V108H134ZM137 109V108H136ZM136 109H135V112H136ZM217 109V108H216ZM60 109H57V111H59ZM218 110V109H217ZM80 111V110H79ZM93 114H95V115H100V116H102L103 117V120L104 121H110L111 119H112V115H113V113L109 110L108 111V114L106 115V116H104L102 113H99V112H97L95 109L93 110ZM136 114H137V112H136ZM94 118V117H93ZM122 118H125V117H122ZM2 119V120H1ZM0 119V123L1 122H3V121H5V116L3 117V118H1ZM125 120H127V119H125ZM155 122V120H149L148 121V123H154ZM77 123H79V121H77ZM224 124H226V123H224ZM230 124V123H229ZM62 129V128H61ZM77 128H75V127H73V128H71V129H69V133L73 136V135H75V133L77 132ZM41 131H47L48 133H49V136H52V137H56V139H58V135H57V133H55V132H53L50 128L49 129H41ZM88 131H89V134L92 136V138L93 137H96V136H98L99 135V132H98V130H94L93 128H92V126L91 125H89V128H88ZM31 135V134H30ZM42 139L43 138H41L39 135H37V139H36V144H41V142H42ZM84 139V141L85 142H88V141H90V139H89V137L88 136H86V137H84L83 138ZM65 141H67V139L65 140ZM160 140H158V142H159ZM121 142H123V141H121ZM98 143H100V144H105V141H104V139H100L99 141H98ZM155 144H158V143H154L153 145H155ZM106 145V144H105ZM34 147V145L33 144H27L26 145V149H27V151H28V153H29V156H31V150H32V148ZM74 147H76V148H79V152H77L76 153V159L75 160H71V162H69V163H65L63 166H58L56 169H59V170H61V171H63L64 172V176H65V179L67 178V175H68V172H69V170H70V166H71V164L72 163H76L77 164V166H79V164H81V163H83V159H81L80 158V153L81 152H83L84 150H83V148H80V146H79V144H75L74 145ZM59 155L61 156V157H63L64 156V154L63 153H59ZM69 158H67V157H65V160H68ZM87 159L88 160H92L93 159V154L92 153H89L88 154V157H87ZM102 166V164H98L97 165V167L96 168H94V169H91L90 171H99V169H100V167ZM65 169H67V170H65ZM50 170H54V169H50ZM24 172H25V170H24ZM35 175V173L34 172H32L31 170H29V177H32V176H34ZM45 175V179H46V182L48 183V184H52L53 183V181L51 180V179H49L48 178V175H47V172L44 174ZM183 176V175H182ZM184 177V176H183ZM186 178V177H185ZM85 179H87V180H90L91 179V176H87V177H85ZM99 179H100V181L101 182H104V174H103V172H101L100 173V176H99ZM40 182H41V180H39ZM76 181V180H75ZM38 182V181H37ZM30 182H27V183H25L24 185H32V184H34V182H31L30 184H29ZM42 184V183H41ZM44 187H45V185H44ZM125 187H126V185H125ZM147 187H149V186H147ZM96 188H97V191L96 192H88V193H86V194H84V195H81V193H76V197H78V198H74V202L77 204V205H79V204H81L86 198H91V199H95V198H99L100 197V195H101V193H100V188H101V184L100 183H98V184H96ZM109 189H110V191H112V189H111V184H110V182H109ZM45 191H46V187H45ZM44 191V192H45ZM64 191H73V192H75V187H71V188H67V189H64ZM43 192V193H44ZM260 193V192H259ZM255 197H257V196H255ZM113 198H115V197H113ZM15 200V197L13 196V197H11V198H9L8 200H6V201H4V203H7V204H11V203H13V201ZM252 202H253V200H252ZM61 203H65V201L63 200V198H61ZM105 203H106V201H105ZM254 203V202H253ZM257 204V203H256ZM264 205V204H263ZM105 205L104 204H101L100 205V207H95V208H85L84 209V213H85V215H84V224L82 225V227L80 228V232L83 234V235H85V236H88V237H91L92 236V234H91V232H89V231H87V229H88V226L89 225H92V224H94V217H93V215H92V213H94V212H100V209L102 208V207H104ZM120 205L119 204H117L116 205V207L118 208ZM52 211H53V215H55L58 211H60L59 209H56V208H53L52 209ZM70 213H71V210L70 209H68V208H64L63 209V212H62V217H63V219L61 220V221H59L58 222V225H56V226H58L59 227V229H60V231L61 232H63L64 231V229L66 228V227H68V226H70V225H72L74 222H73V220L71 219V215H70ZM115 213L114 212H109L108 213V215L109 216H112V215H114ZM36 226V225H35ZM35 226H34V228H35ZM49 227H53V225H51V224H49L48 225ZM258 226V225H257ZM258 229H260L259 227H258ZM240 230V229H239ZM243 228H242V232L240 231V233L242 234L243 233ZM261 230V229H260ZM261 231H263V230H261ZM35 232V231H34ZM101 235H103L102 233H101ZM94 237V236H93ZM64 238V237H63ZM161 239H162V237H161ZM112 241V240H111ZM261 242L262 243H264V239H262L261 240ZM49 244V243H48ZM49 247H50V245H49ZM253 247H255V246H253ZM51 248V247H50ZM248 248H249V246H248ZM152 259V258H151ZM156 259V258H155ZM245 259H247V257H245ZM114 260V259H113ZM137 260H138V258H137ZM157 260V259H156ZM252 260H254V259H252ZM259 260V259H258ZM148 262V261H147ZM158 262V261H157ZM247 262H249V261H247ZM247 262H245L244 264H247ZM140 263H142V264H146V262L145 263H143V262H140ZM249 263H251V261L249 262ZM165 264H169V262L168 261H165ZM251 264H253V263H251Z\"/></svg>", "mask_w": 264, "mask_h": 264}, {"label": "flooded vegetation", "instance_id": "obj_6", "mask_svg": "<svg viewBox=\"0 0 264 264\" xmlns=\"http://www.w3.org/2000/svg\"><path fill=\"white\" fill-rule=\"evenodd\" d=\"M13 50V49H12ZM13 53H14V50H13ZM15 54H17V53H15ZM61 77L59 76V79H60ZM52 83H56V82H52ZM69 85V84H68ZM25 87H28V88H33V87H31V85L29 86L28 84H27V82L25 83V84H23L21 87H19V88H17V91H15V89H13L12 91L10 90V92L12 93V94H19V93H24V94H28L27 92H25ZM4 90H6V89H4ZM38 92V94H41V92H39V91H37ZM36 92V93H37ZM48 94V93H47ZM33 101V100H32ZM2 128V127H1ZM39 135H43V134H39ZM44 136V138L47 140V142L49 143V139H48V137H46L45 135H43ZM35 139H37V137L35 138ZM35 141V140H34ZM33 141V142H34ZM48 143H46L40 150L41 151H43L45 148H47V146H48ZM40 151V152H41ZM31 152H32V150H31ZM33 155V154H32ZM90 162H91V165H92V163L93 162H95L94 160H89ZM99 162H100V160H99ZM58 163H62L63 165H64V162L63 161H59ZM74 163H72L71 165H73ZM102 164L103 165H106V156H105V158H104V160H103V162H102ZM94 167V166H93ZM108 172V171H107ZM20 176H22V175H20ZM70 181V180H69ZM37 181H35L34 183H36ZM72 184H75L74 182H72V181H70ZM155 181H153V180H149L148 181V183H146V184H144V187H143V189H141V191H140V189H138V191H134L133 189H131L130 188V186L128 185V187L130 188V190L129 191H127L129 194H131V195H133V196H135L136 197V200H137V198H138V194L140 193V192H142V190H144L145 191V188L149 185V184H152V183H154ZM16 186V185H15ZM24 184H22L20 187H18V188H15V192H13V194H14V197H15V200L13 201V203H11L9 206H7V207H5V206H3V205H0V208H1V210H0V212H2L3 213V215L1 216V217H4V218H6V220L9 222V229L11 230V227L13 226V224H14V221H17V222H19V223H21L22 224V226L24 227L23 229L22 228H20L19 227V232H17L18 234H20L21 235V232L24 230V231H26L28 234H30L29 233V229H32L35 225L32 223V221H27V220H24L22 217H21V211L18 209L19 207H22V211L23 212H26V213H28V214H32V210H33V208H34V202H32L31 204H27L26 203V201H25V197H26V195H27V192L25 191V189H24ZM119 192V191H118ZM75 194H76V191L74 192ZM68 194H71L72 196H73V192H68ZM53 197H55L54 195H53ZM111 199H114V200H116L117 201V199L116 198H110L109 200H111ZM154 199V198H153ZM153 199H152V197H151V199H149L150 201H151V204L153 203ZM50 201H53V203H57V202H55L53 199H51ZM67 201H69V199L68 200H66L65 201V203H63V204H66L67 203ZM151 206V205H150ZM64 209V208H63ZM51 212V211H50ZM152 214H151V216H150V220L151 221H154V222H156L158 219H157V217H159L160 218V215H157L156 214V212H151ZM159 214H160V212H159ZM48 215H50V213L48 214ZM121 215L123 216L124 215V213L123 212H121ZM45 222H46V220H45ZM43 223L44 222H42V225H40L39 227H38V229H37V231L36 232H39V233H43V229H44V227H43ZM70 227V226H69ZM98 228H95V230H97ZM221 229H225L224 227H221ZM66 230H67V227H66ZM66 230H65V232H66ZM45 231V230H44ZM46 232V231H45ZM64 232V233H65ZM97 233H98V231H97ZM165 233V232H164ZM211 233H213V232H209V234H211ZM226 232L225 231H223V232H221V233H217V232H214V236H217V235H219V234H225ZM61 234H63V233H61ZM99 234V233H98ZM101 239H100V238ZM99 237H96V236H94L93 238L94 239H91V241L92 242H94V244L95 245H97L96 244V240H98L99 241V243L98 244H104V242L105 243H107V242H109V241H111V240H109V241H103V238H106V237H104V236H100L99 235ZM126 238V236H122L119 240H121L122 238ZM34 239H37L38 240V244H37V246L36 247H38L39 245H45L46 247H49V244H48V242L42 237V236H38V237H36V238H34ZM94 240V241H93ZM53 241H54V239H53ZM65 240H64V238H62L61 239V242L58 244V243H56L55 244V246L56 245H58V246H60V248L58 249V250H56V249H51V252H52V259L53 260H55V262H51V263H49V264H59V262L58 261H64V259H67V260H70V258H72V256H65L64 255V253H63V249H62V243L64 242ZM186 242L185 241H183L182 240V242H179L178 244L181 246V245H184ZM238 243H239V240H238ZM170 244V243H169ZM97 246H101V245H97ZM187 246H188V243H187ZM189 248H190V246H189ZM206 248H207V242L205 241V242H202L201 243V245L200 246H198V245H195L194 244V247H193V250H191V249H189V251H185V250H182V249H179V250H172L171 249V247H169V245H166V247H165V249H164V252H165V254L167 255V257L170 259V260H176V262H178L179 261V259L180 258H182V257H179V256H181V255H185L186 254V258L185 259H182V260H180L179 261V264H239L240 262L242 263L243 262V260H242V258H241V256H238L237 258H233L232 260H231V262H229V260L228 259H223V254H217L215 251H211V252H208V253H211V255H214V257L215 258H212L208 253H207V251H206ZM181 250V251H180ZM186 252V253H185ZM188 252V253H187ZM175 253V254H174ZM84 254V256H83V261H82V263L81 264H86L87 263V261H89L90 259H93V258H95V256H91L89 253H87V252H84L83 253ZM188 254V255H187ZM191 254V255H190ZM234 255H237V253H233ZM134 255H135V253H134ZM67 257V258H66ZM189 257V258H188ZM135 261H133V263H131V264H142V263H140L138 260H137V258H136V255H135ZM190 260V261H189ZM262 262V260L261 259H259V260H251V263H261ZM148 263L149 264H151V262H150V260L148 261ZM159 263V262H158ZM159 264H161V263H159Z\"/></svg>", "mask_w": 264, "mask_h": 264}, {"label": "water", "instance_id": "obj_7", "mask_svg": "<svg viewBox=\"0 0 264 264\" xmlns=\"http://www.w3.org/2000/svg\"><path fill=\"white\" fill-rule=\"evenodd\" d=\"M27 1V0H25ZM25 11L27 12V15H28V11L25 9ZM47 17V16H46ZM27 19V18H25ZM87 85H90L92 88L94 87L92 84L90 83H85ZM5 89V88H3ZM98 94H102L101 91L98 92ZM39 98H42V94H38ZM60 95H57V97H59ZM88 97V94H85V93H82L80 95V100H85L87 99ZM50 98V97H49ZM24 104L26 103L25 101H23ZM75 105L78 106V108H81V104L75 100ZM90 107L91 106H94V102H90L89 105H85L84 108L86 107ZM224 109V108H223ZM223 109L221 110H218L219 112H223ZM80 110V109H79ZM85 110V109H84ZM60 117L61 118H65L68 122V124L72 125L73 124V121H72V118L71 116L68 114H64V113H60ZM94 121L95 122V118H90V122ZM76 122V121H75ZM7 122L6 121H3L0 123V126L1 127H6L7 126ZM2 132L4 133L5 131V128H2L1 129ZM82 133H85L83 130L81 131ZM11 134V133H9ZM19 138L17 137V142H19L18 140ZM184 140L182 139L181 142H183ZM24 154V153H23ZM25 155V154H24ZM101 156V155H100ZM107 163V166H108V177H109V173L110 171H115V165L112 164L111 162H106ZM88 166H91V163L89 162L88 165L85 166V171L84 172H87L88 171ZM75 178H78L79 179V173L75 170L73 172V181ZM180 179V177H178ZM118 181L116 182V186L118 185ZM155 189H157L161 195H159V199L160 201H163V200H166L167 202L171 203V205H173V202H172V198L170 197V194L168 193V191H165L164 187H160L158 184L155 185ZM188 191V186L187 185H183L182 186V193L180 194V196H184L185 193ZM197 191L199 192L200 189L198 188ZM144 197L147 198V195L145 194H142ZM174 196L177 194H173ZM107 208L105 207V210ZM104 210V211H105ZM72 218L75 220L76 222V218H77V214L76 213H73L72 214ZM173 216L171 215L170 216V220H172ZM3 221L6 223V232L3 234L2 232H0V255L2 257L3 260H5L6 263L8 264H21V263H18V262H13L11 261L6 255V247H9V244H6V242L8 243H11V245L14 247L16 244L20 247V250H21V254L26 257L29 253L32 255V263H31V260H30V263L29 264H49L51 262H55V260H53L51 257H52V252H51V255L49 257H47L49 251L48 250H44L42 253L40 251L37 250V244H38V241L34 238L38 237V236H41L39 235L38 233L34 232V227L32 229H29V233L28 236H22L18 233H14L12 232L10 229H9V222L6 220V218L3 219ZM161 224V221H158V225ZM72 226V225H71ZM70 226V227H71ZM113 231H115V229L113 228ZM2 233V234H1ZM165 234L168 235L170 234L169 231H165ZM173 235V234H172ZM175 238V237H174ZM173 242L172 240H170V243ZM182 242V241H180ZM8 245V246H6ZM52 249V248H51ZM50 250V249H49ZM181 251V250H180ZM252 259L251 258H248V261L250 262ZM60 262V261H58ZM248 262V263H249ZM59 264H74V263H71V262H60ZM92 264H120L116 261H111V262H106V263H92Z\"/></svg>", "mask_w": 264, "mask_h": 264}, {"label": "snow or ice", "instance_id": "obj_8", "mask_svg": "<svg viewBox=\"0 0 264 264\" xmlns=\"http://www.w3.org/2000/svg\"><path fill=\"white\" fill-rule=\"evenodd\" d=\"M49 7H50V8H53V5H50ZM136 12H137L136 8H132V9H131V13H136ZM131 13H130V14H131ZM36 31L38 32L39 30L37 29ZM29 50L31 51V49H29ZM41 59H43V57H41ZM0 81H3V80H0ZM87 92H91V89H88ZM21 99H24V98L21 97ZM69 99H71V98H69ZM102 99H103V98H102ZM109 110L113 113V109H112V108H111V109H108V111H109ZM8 111H9V112H13L14 109H12L11 107H9ZM75 111H76V110L73 109V112H75ZM88 118H89V117H85V119H88ZM105 122H107V120H106ZM154 123H155V122H154ZM154 123H149V124H154ZM79 134H80V129L77 130V132L75 133V135H73V137H74V138H77V140H76V144H79V146H80V140L78 139ZM59 139H61V136H60V135H58V139H57V140H59ZM95 139H96V137H93V138H92V140H95ZM92 140H90V141H88V142L83 141V143H84V144L91 145V146H93V147H97L96 145H94V144L92 143ZM41 143H43V140H42ZM68 143H69L68 140H67V141L64 140V144H65V145L68 144ZM51 146H52V145H49L48 147L50 148ZM34 147H36V145H34ZM34 147H33V148H34ZM104 147H107V145H104ZM93 155H94V154H93ZM88 164H89V160H88V159H83V163L79 164V166L76 167V171H77V172L85 171V170H86V169H85V166L88 165ZM71 167H72V165L70 166V170H69V172H68L67 178H68V177H71V176L73 175V173H72V171H71ZM101 167H106V165H102ZM52 171H58V172L63 173V178L65 179V176H64V172H63V171H61V170H59V169H54V170H52ZM35 175H36V173H35ZM35 175H34V176H35ZM221 175H223L222 172H221ZM88 176H91V179L88 180V182L91 184L92 181H93V177H92L91 174H89ZM67 178L65 179V182H66V183L68 182ZM154 183H155V184H158V185H162V186L165 187V188L168 187V185L164 184L162 181H155ZM148 186H149V188L152 187V185H148ZM84 187H85L84 183H80V184L75 185V188L83 189ZM94 187H95V185H94ZM101 187H103V186H101ZM66 189H67V188H66ZM123 190H124L125 192L129 191L128 186H127V185H126V187L124 186V189H123ZM176 191H177V193H179V192L182 191V189H181L180 187H177ZM66 192H73V191H66ZM170 194H171V193H170ZM157 195H158V193H157ZM69 198H70V197H69ZM154 198H155V197H154ZM49 199H51V197H50ZM95 199H96V198H95ZM85 200H87V201L90 202V201L93 200V199H91V198H86ZM46 203H47V202H46ZM233 203H235V201H233ZM78 206H82V203L79 204ZM164 207L167 208V207H170V205L165 204ZM104 210H105V206L102 207V208L100 209V212H103ZM239 210H240V209H237V211H239ZM70 215H71V217H72V213H70ZM157 219H159V217H157ZM73 222L75 223V220H73ZM87 231H88V230H87ZM89 232H91V231H89ZM91 234L93 235L92 232H91ZM162 239H163V237H162ZM217 243H219V242H217ZM208 254L211 255V253H208Z\"/></svg>", "mask_w": 264, "mask_h": 264}]
</instances>
